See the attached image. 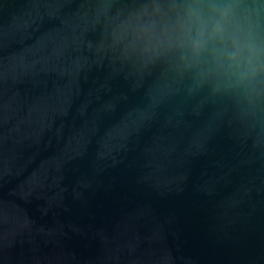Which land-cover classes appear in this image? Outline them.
Returning a JSON list of instances; mask_svg holds the SVG:
<instances>
[{
  "label": "water",
  "instance_id": "95a60500",
  "mask_svg": "<svg viewBox=\"0 0 264 264\" xmlns=\"http://www.w3.org/2000/svg\"><path fill=\"white\" fill-rule=\"evenodd\" d=\"M0 264H264V0H0Z\"/></svg>",
  "mask_w": 264,
  "mask_h": 264
}]
</instances>
